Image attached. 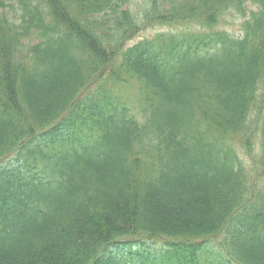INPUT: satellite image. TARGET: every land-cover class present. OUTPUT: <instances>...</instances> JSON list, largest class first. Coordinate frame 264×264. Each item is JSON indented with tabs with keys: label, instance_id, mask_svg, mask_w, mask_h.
<instances>
[{
	"label": "trees",
	"instance_id": "trees-1",
	"mask_svg": "<svg viewBox=\"0 0 264 264\" xmlns=\"http://www.w3.org/2000/svg\"><path fill=\"white\" fill-rule=\"evenodd\" d=\"M143 238L264 264V0H0V264Z\"/></svg>",
	"mask_w": 264,
	"mask_h": 264
},
{
	"label": "rangeland",
	"instance_id": "rangeland-1",
	"mask_svg": "<svg viewBox=\"0 0 264 264\" xmlns=\"http://www.w3.org/2000/svg\"><path fill=\"white\" fill-rule=\"evenodd\" d=\"M140 0H131V8L133 11L138 10ZM139 16V15H138ZM243 18L239 14L228 13L225 15L220 27L227 30L229 33L237 36L240 34V23ZM175 30L163 25H148L141 27V29L134 35L128 43H135L145 38H151L155 33H172ZM179 32V31H176ZM198 32V31H195ZM126 94V93H125ZM242 157V154L240 155ZM245 159H249L248 155H243ZM142 245V246H141ZM119 246V245H118ZM208 250L204 255H200L201 259L196 261V264H223L227 258L218 250L217 240L207 243ZM164 244L156 239H141L138 244H120L119 247H110L112 253L120 250V256L117 257L119 264H143L142 258H148V264H153V259H157L156 264L159 263L160 257L164 251ZM131 253L129 254V252ZM115 253V252H114ZM225 264H228L225 262ZM234 264V263H232Z\"/></svg>",
	"mask_w": 264,
	"mask_h": 264
}]
</instances>
